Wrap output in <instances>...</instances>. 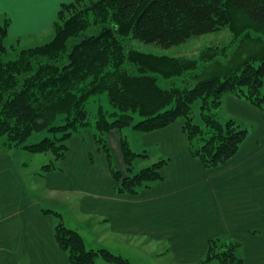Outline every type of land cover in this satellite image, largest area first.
Listing matches in <instances>:
<instances>
[{
  "label": "trees",
  "instance_id": "trees-1",
  "mask_svg": "<svg viewBox=\"0 0 264 264\" xmlns=\"http://www.w3.org/2000/svg\"><path fill=\"white\" fill-rule=\"evenodd\" d=\"M9 24L10 18L0 15V148L50 152L42 172L59 170L69 138L88 128L104 153L114 192L137 195L163 180L167 159L135 171V158L146 154L133 151L120 134L121 171L109 132L131 126L148 133L182 120L189 154L211 169L235 155L252 130L235 117L219 119L214 110L223 97L264 108V0H72L61 3L50 40L6 59ZM223 28L231 33L226 45L205 46L192 57L149 53L131 44L166 48ZM102 93L111 109L99 105L91 117L87 102ZM43 131L51 136L25 143ZM44 212L55 217L56 242L71 264H93L98 255L130 264L105 248L86 249L59 213ZM237 247L211 238L196 264H243Z\"/></svg>",
  "mask_w": 264,
  "mask_h": 264
},
{
  "label": "crops",
  "instance_id": "crops-1",
  "mask_svg": "<svg viewBox=\"0 0 264 264\" xmlns=\"http://www.w3.org/2000/svg\"><path fill=\"white\" fill-rule=\"evenodd\" d=\"M69 1L0 0V15L10 18L7 39L41 36L52 28L61 3ZM222 102L243 111L252 125L235 155L205 168L188 152L182 120L138 133L142 150H132L167 163L163 180L137 195L114 192L115 181L103 151L92 147L89 129L69 138L59 170L30 176V188L18 157L0 148V264H71L56 242L55 217L44 209L59 213L85 246L96 243L128 260L136 261L129 253L140 251L160 264H196L209 239L220 238L238 243L243 264H264V108L232 95ZM112 136H118L115 147ZM107 139L115 166L124 171L119 131ZM85 231L94 238L87 240Z\"/></svg>",
  "mask_w": 264,
  "mask_h": 264
},
{
  "label": "rangeland",
  "instance_id": "rangeland-1",
  "mask_svg": "<svg viewBox=\"0 0 264 264\" xmlns=\"http://www.w3.org/2000/svg\"><path fill=\"white\" fill-rule=\"evenodd\" d=\"M52 36H53V29L51 28L50 30L44 32L43 34H41V36H38L36 38L23 39L21 41L20 40L15 41V40H10V39L6 38L4 40V43H3L4 49H5L3 57H5L6 59L13 58L16 56V52L20 48L31 46V45H36V44H39L42 42H46V41L50 40L52 38ZM230 40H231V33H230L229 29L223 28L221 30H218V31H215L212 33L192 37V38L188 39L187 41H185L181 44L173 45L171 47H166V48L160 47V46H157V45L151 44V43H143V42H140L138 40H132L131 44L135 48L142 50V51H145V52H149V53L166 54V55H185V56L192 57V56H196L198 51L205 46L214 45V46L221 47L223 45H226ZM223 99H224V97H223ZM99 105H102L105 110L111 109L110 105L107 101L105 93L94 95L88 100L86 108L90 112L91 117H93L95 115ZM233 110H235V112H237V113H235ZM236 110H239V109H233L231 104H229V105L227 104L225 106V104L222 102L221 106L218 109L214 110V112H216L217 116L222 121L228 119L229 117H235L237 120L243 121L244 123H247V121L243 120L244 119V115H243L244 112L241 110H239V111H236ZM241 112H243V113H241ZM90 130L91 129H89V131ZM91 133H92V131H91ZM138 133H140V132H138L137 130H135L131 126H127V127L122 129L120 134L128 139L131 149L142 150V149H140V147L138 145L139 144L138 138H137ZM45 136H51V134L47 131L33 132L25 140V143H27V144L34 143L38 139L43 138ZM117 137H115V136L111 137V139H110L111 147L116 146ZM93 146H95L96 148L98 147L96 144H94V142H93L92 147ZM7 150H10L11 154H14V156H17L18 159L20 160L21 173L23 174L24 180L27 183V185L29 186V188L32 186V179H30L29 177L33 176L35 173L40 172L42 165L44 163H46L49 159L52 158V154L50 152H31L22 146H13V147L7 148ZM99 150H101V149L99 148ZM114 161H115V157H114ZM153 161H156V159L152 155L150 158L138 156L134 160V170L137 171L140 168H143V167L149 165ZM25 163H27V164L23 165ZM40 189H42V188L40 187L37 191H39ZM91 235H92L91 232L85 231V236L88 237ZM89 238L90 237H88L87 240L90 241ZM93 238H94V235H92V239ZM84 245H85V243H84ZM89 246H93L92 248L94 250L101 249L100 245H97L96 243H93L92 245H86L85 247L87 249H89L90 248ZM127 252H131V251H127ZM129 254H133L132 256L134 258H137L136 261H134L135 259H133V260L129 259L130 264H160L158 262H155L154 260L149 258V256H146V254H143L140 251L129 253ZM93 264H118V263L114 260H110V259H107V258L101 256V255H98L95 257Z\"/></svg>",
  "mask_w": 264,
  "mask_h": 264
}]
</instances>
